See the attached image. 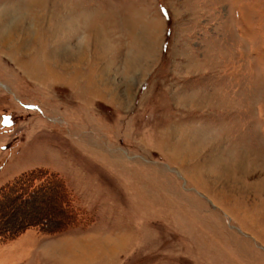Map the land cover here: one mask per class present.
<instances>
[{
	"label": "rangeland",
	"instance_id": "374dc122",
	"mask_svg": "<svg viewBox=\"0 0 264 264\" xmlns=\"http://www.w3.org/2000/svg\"><path fill=\"white\" fill-rule=\"evenodd\" d=\"M0 195V264H264V0H0Z\"/></svg>",
	"mask_w": 264,
	"mask_h": 264
},
{
	"label": "trees",
	"instance_id": "16d2710c",
	"mask_svg": "<svg viewBox=\"0 0 264 264\" xmlns=\"http://www.w3.org/2000/svg\"><path fill=\"white\" fill-rule=\"evenodd\" d=\"M51 176L56 180L54 183L49 182L46 185H43V186L38 185L37 187L35 185L34 189L30 190V186H32L33 182L37 179V177H35L34 173L25 175L19 182L20 184L23 183L24 186H21L20 189L17 190L18 195H15V196H17L16 199L18 201L27 200L30 198L31 195H36V194L38 195L39 193L43 192L46 195H45V198L44 197L42 198L41 202H45L47 198L52 199V197L54 195L53 192H54V190H56V191H58V195H54V197H55L54 201L56 203V207L60 210H64L65 213H68V216L70 218H73V211H72V208L70 206V199L68 196V191H67L66 187L64 186V183L55 174H51ZM11 190L12 189H10L9 191H11ZM6 192H8V191H6ZM0 196H1L0 202H2L4 200H5V202L8 201L6 196H4V195H0ZM26 196H27V199L25 198ZM22 197H24V198H22ZM0 205H1V203H0ZM33 220L34 221L30 220V222L24 221L19 227L16 226L15 228H13L11 230L8 229L6 231H2V232H0V236L9 237L12 235H16L18 233H21V231L24 230V228L29 226V225L40 224V220H38V221L35 219H33ZM69 222L70 221L62 220L60 225H64V224L69 223Z\"/></svg>",
	"mask_w": 264,
	"mask_h": 264
},
{
	"label": "snow or ice",
	"instance_id": "6c2138e0",
	"mask_svg": "<svg viewBox=\"0 0 264 264\" xmlns=\"http://www.w3.org/2000/svg\"><path fill=\"white\" fill-rule=\"evenodd\" d=\"M5 123H8V119L7 118L5 119Z\"/></svg>",
	"mask_w": 264,
	"mask_h": 264
},
{
	"label": "bare ground",
	"instance_id": "6f19581e",
	"mask_svg": "<svg viewBox=\"0 0 264 264\" xmlns=\"http://www.w3.org/2000/svg\"><path fill=\"white\" fill-rule=\"evenodd\" d=\"M6 41V40H5Z\"/></svg>",
	"mask_w": 264,
	"mask_h": 264
}]
</instances>
